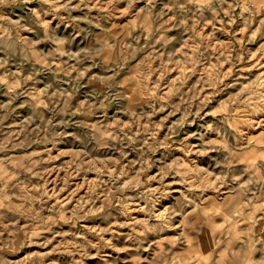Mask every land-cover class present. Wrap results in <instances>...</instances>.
I'll list each match as a JSON object with an SVG mask.
<instances>
[{"label": "rangeland", "instance_id": "obj_1", "mask_svg": "<svg viewBox=\"0 0 264 264\" xmlns=\"http://www.w3.org/2000/svg\"><path fill=\"white\" fill-rule=\"evenodd\" d=\"M0 264H264V0H0Z\"/></svg>", "mask_w": 264, "mask_h": 264}]
</instances>
